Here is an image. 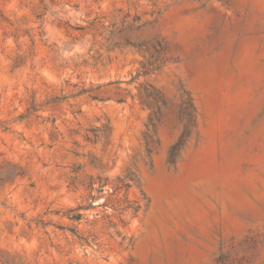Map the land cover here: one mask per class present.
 <instances>
[{
	"label": "rangeland",
	"instance_id": "1",
	"mask_svg": "<svg viewBox=\"0 0 264 264\" xmlns=\"http://www.w3.org/2000/svg\"><path fill=\"white\" fill-rule=\"evenodd\" d=\"M0 264H264V0H0Z\"/></svg>",
	"mask_w": 264,
	"mask_h": 264
},
{
	"label": "trees",
	"instance_id": "2",
	"mask_svg": "<svg viewBox=\"0 0 264 264\" xmlns=\"http://www.w3.org/2000/svg\"><path fill=\"white\" fill-rule=\"evenodd\" d=\"M85 93V91H81V92H78L76 95L79 96L81 94ZM147 97L148 98H152V100L159 104L160 103V97L158 96V94L153 90V91H150L148 94H147ZM94 100H97L96 97H92ZM162 102V101H161ZM190 103H186L184 108L182 109V113L185 114L188 109L190 108ZM89 135L87 136V140L88 141H92V142H95L98 138V135H97V132H96V129H90L89 130ZM188 133V130H187V127H185L184 131H183V134L181 135L180 139L177 141L176 144H174L171 148V153H170V156H171V159L176 155V152L179 150V148L181 147L182 143H183V139L184 137L187 135ZM99 185H100V188H103L106 184H104L101 180H99ZM93 185L94 183H91L90 187L93 191ZM121 187L123 188H128V184H123ZM90 205H88L87 207H89ZM82 209H85V207L83 206H78L74 209H71L67 212V216L70 218V219H74V220H79L80 219V214H77V215H72L71 213H73L74 211H80Z\"/></svg>",
	"mask_w": 264,
	"mask_h": 264
}]
</instances>
